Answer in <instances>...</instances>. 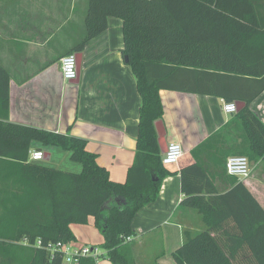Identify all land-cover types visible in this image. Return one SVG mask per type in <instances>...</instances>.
I'll use <instances>...</instances> for the list:
<instances>
[{
    "label": "trees",
    "instance_id": "obj_1",
    "mask_svg": "<svg viewBox=\"0 0 264 264\" xmlns=\"http://www.w3.org/2000/svg\"><path fill=\"white\" fill-rule=\"evenodd\" d=\"M122 20L123 48L141 97L133 162L125 182L86 149V140L69 133L7 121L8 72L0 66V264H61L62 254L48 248L74 239L71 224L94 217L103 237V256L112 264H136L127 237L134 213L154 200L169 171L162 164L154 121L159 118V89L194 90L244 101L249 139L241 150L264 161V125L248 104L264 91V0H87L81 51L107 26ZM205 88L186 85L181 77ZM69 151L78 172L28 159L31 144ZM179 170L180 203L196 208L205 223L184 233L172 252L176 264H264V208L246 185L225 172L230 187L219 191L204 163ZM240 155V154H232ZM244 155V154H241ZM39 242V246L37 245ZM73 264H97L80 257ZM151 264H158L157 256Z\"/></svg>",
    "mask_w": 264,
    "mask_h": 264
},
{
    "label": "crops",
    "instance_id": "obj_2",
    "mask_svg": "<svg viewBox=\"0 0 264 264\" xmlns=\"http://www.w3.org/2000/svg\"><path fill=\"white\" fill-rule=\"evenodd\" d=\"M86 10L87 0H0V66L9 76L7 121L85 139L86 149L108 170L110 179L122 183L136 150L141 106L136 77L122 53V20L109 16L101 33L81 51L72 52L78 60L74 79L64 80L61 73L60 58L73 51L85 35ZM181 80L198 88H205L207 82L203 78L194 85L186 76ZM157 94L160 111L154 127L160 120L167 143H180L184 154L168 165L169 174L162 179L157 197L132 217L135 234L129 244L136 264H151L156 256L158 264H176L171 259L168 263L164 252L172 254L185 232L204 228L202 214L180 203L179 170L194 162L191 152L199 148L195 156L223 191L230 187L225 178L226 159L249 139L243 117L237 114L246 105L244 101H235L242 106L227 113L223 110L227 101L214 94L178 89H159ZM248 108L264 125V91ZM42 146L33 142L29 154L43 151ZM46 148L49 151H43L42 159L46 165L52 166L60 151L67 152L64 156L69 158L67 150L51 145ZM237 179L264 208V174L251 170L247 178ZM87 223L95 225L94 217L89 216ZM78 225L82 224L70 225L71 242L86 245L79 242L82 232L77 231ZM100 254L97 264H112Z\"/></svg>",
    "mask_w": 264,
    "mask_h": 264
},
{
    "label": "built area",
    "instance_id": "obj_3",
    "mask_svg": "<svg viewBox=\"0 0 264 264\" xmlns=\"http://www.w3.org/2000/svg\"><path fill=\"white\" fill-rule=\"evenodd\" d=\"M76 54L67 53L60 58V68L62 77L64 80H72L76 77ZM236 104L234 102H224L223 110L227 113L236 111ZM184 154L183 147L180 143L171 141L167 143L165 152L162 156V164L165 166L176 163L180 157ZM31 161H37L43 159V151L33 150L29 154ZM225 170L228 175L235 176L237 178H247L251 172L250 161L245 155H231L228 156L225 162ZM131 237H127L126 240H130ZM39 242L37 245L39 246ZM51 252H59L62 254L61 264H73L78 261L80 257L91 256L97 258L99 256V250L97 247H91L88 245H77L71 241L61 242L58 241L48 246Z\"/></svg>",
    "mask_w": 264,
    "mask_h": 264
},
{
    "label": "rangeland",
    "instance_id": "obj_4",
    "mask_svg": "<svg viewBox=\"0 0 264 264\" xmlns=\"http://www.w3.org/2000/svg\"><path fill=\"white\" fill-rule=\"evenodd\" d=\"M43 147V151H49L47 150L46 146H42ZM34 148V147H33ZM239 148V147H237ZM35 149V148H34ZM234 154H245V151L243 150H239L237 149L236 151H234ZM67 152L64 151H60L58 153L59 156H57V160H54V162H51V165L54 167H60L63 170H67V171H72V172H78L79 169V165H81L78 161H73L70 160L69 158H66L65 156ZM65 155V156H64ZM41 162H43V160H41ZM250 166H251V170L253 172H255L258 175H263L264 174V161L260 158L258 159H250ZM171 166V165H170ZM170 166H166L165 168L168 169ZM264 202V201H262ZM88 220V219H87ZM77 231H81V236L79 237V242H85L86 245L91 246V247H97V249L100 251V253H104V250L102 248V244H103V238L101 233L99 232V230L95 227V225H92L90 223H84L82 225H78L76 226ZM80 244V243H78ZM166 250V249H165ZM101 254H99L100 256ZM165 258L167 259L168 263H175L173 258H172V254L170 253H166L164 252ZM170 257V258H169ZM171 259V260H170Z\"/></svg>",
    "mask_w": 264,
    "mask_h": 264
},
{
    "label": "water",
    "instance_id": "obj_5",
    "mask_svg": "<svg viewBox=\"0 0 264 264\" xmlns=\"http://www.w3.org/2000/svg\"><path fill=\"white\" fill-rule=\"evenodd\" d=\"M125 61H127L126 56H124ZM77 60V59H76ZM78 70V60H77V64H76V71ZM237 106V109L240 108V106H242V102H236L235 103ZM155 129L157 132V143L159 146V150L161 153H163L166 149V139H165V131H164V127L162 125V122L160 120L155 122Z\"/></svg>",
    "mask_w": 264,
    "mask_h": 264
}]
</instances>
